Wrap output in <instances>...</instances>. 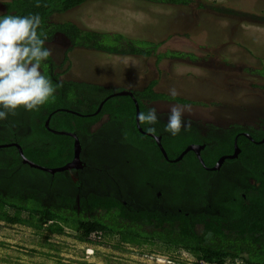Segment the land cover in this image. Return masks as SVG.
<instances>
[{"label": "rangeland", "instance_id": "obj_1", "mask_svg": "<svg viewBox=\"0 0 264 264\" xmlns=\"http://www.w3.org/2000/svg\"><path fill=\"white\" fill-rule=\"evenodd\" d=\"M213 3L231 7L234 15L213 12ZM52 20L71 21L88 30L121 33L160 44L148 58L82 48L67 54L69 42L57 35L46 47L51 49L50 57L57 66L54 73L62 79L96 83L114 91L138 92L152 81L156 82V92L170 95L169 89L175 88L176 97L197 102L188 104L191 111L186 110L183 119L202 124L203 129L224 132L234 124L264 123V0H192L188 6L94 0L54 15ZM168 52L183 55L169 57ZM161 54L165 56L159 59ZM258 69L263 73H253ZM150 105L158 116L170 114L174 105L186 106L168 101ZM26 172L34 180L36 190L50 189L45 184L49 173L29 169ZM0 264L204 263L182 249L159 244L135 247L104 232L100 239L90 236L83 241L71 229L59 235L1 222Z\"/></svg>", "mask_w": 264, "mask_h": 264}, {"label": "trees", "instance_id": "obj_2", "mask_svg": "<svg viewBox=\"0 0 264 264\" xmlns=\"http://www.w3.org/2000/svg\"><path fill=\"white\" fill-rule=\"evenodd\" d=\"M89 1L94 0H3L4 9L0 17L4 15L29 16L38 14L41 17V25L37 29L38 35L45 39L46 44L62 35L70 44L67 54L75 48L100 52L115 56H131L148 58L152 56L159 43L145 39L133 38L121 33L97 32L79 27L71 21L54 22L52 17L64 14L79 8ZM148 3L164 6H188L192 0H142ZM39 5V6H37ZM214 5V6H212ZM210 8L213 12L222 15H234V10L228 6L213 3ZM67 54L66 60L67 61ZM183 54L169 53L166 56L178 57ZM164 54L158 55L161 59ZM44 66H43V65ZM46 64V65H45ZM46 66V67H45ZM42 74L48 77L57 87L49 101L41 106L38 111H33L32 127L37 131L39 144L35 147L26 146L22 141L25 156L34 163L48 168L62 167L74 157V140L69 136L55 135L45 127L48 114L58 118L60 115L66 119V123L51 127L58 131L85 132V123L93 125L102 115L109 113L112 119L120 120L126 128V135L131 144L137 150H142L151 165L163 167H177V163L171 162L178 158L179 152L171 150V146L165 141L163 147L167 151L168 160L163 156L156 142L142 136L136 123V104L141 112L149 110L148 104L156 101H168L180 104L196 105V101L186 100L156 92L152 81L134 96H114L103 105L99 114H96L101 103L117 91L106 90L99 84L79 80H65L60 75L53 73L57 67L51 57L41 63ZM45 68V69H44ZM260 70L253 73L262 74ZM22 109H20L21 111ZM72 112H69V111ZM143 127L145 125H142ZM146 129V126H145ZM8 137H14L13 135ZM6 137V136H4ZM8 142L10 139L5 138ZM186 144H184L185 146ZM183 145L180 147L184 148ZM13 154L18 161L15 149L4 151ZM152 160V161H151ZM257 160L254 158V161ZM168 176H171L170 174ZM36 197V196H35ZM92 211L95 214L87 215L86 208L78 213L75 209L65 205L47 206L42 201L37 202L33 195L5 194L0 191V223L6 225H24L37 229L48 230L53 234H65L67 229L77 233L80 240L87 241L94 232H104L112 236H118L122 244L135 247L159 244L171 249H182L193 256L197 262L205 264H264V201L262 198H250L246 206L232 212L225 219L211 218L204 215L197 217H164L161 214L142 213L137 217L124 215L120 204L104 203L95 204ZM208 234H211L208 236Z\"/></svg>", "mask_w": 264, "mask_h": 264}, {"label": "flooded vegetation", "instance_id": "obj_3", "mask_svg": "<svg viewBox=\"0 0 264 264\" xmlns=\"http://www.w3.org/2000/svg\"><path fill=\"white\" fill-rule=\"evenodd\" d=\"M132 93L134 96L135 92ZM57 116L48 114L45 120V127L49 122V128H46L50 132L58 131L51 127L52 123L55 126L66 123V119ZM37 117L33 112L19 109L16 115L0 121V146L17 144L24 151L22 141H26L28 147L39 144L37 131L32 127L33 120L39 121ZM168 117L169 114L157 115L155 135L147 133L145 126L149 125L143 127L140 124L141 134L156 144V138H159L162 147L165 141L175 153L182 149L177 157L192 147L181 160L174 162L179 165L177 167L151 165L142 150L129 142L124 124L106 113L91 126L85 123V132H71L80 143V165L69 171L49 173L50 178L45 180L50 187L48 190H36L26 169H38L23 163L17 147L0 148V191L11 196L33 195L37 202L42 201L47 206H66L67 203L78 213L86 208L87 215L95 214V210L92 211L95 204L120 203L124 209L119 213L134 217L158 213L171 218L204 215L225 219L235 209L239 211L246 206L250 198L264 201V123L234 124L219 132L217 128L203 129L202 124L186 120L189 126L171 136L163 130ZM4 136L10 140L6 142ZM9 148L15 149L18 161L12 153H4ZM117 152H121L119 156H116Z\"/></svg>", "mask_w": 264, "mask_h": 264}, {"label": "clouds", "instance_id": "obj_4", "mask_svg": "<svg viewBox=\"0 0 264 264\" xmlns=\"http://www.w3.org/2000/svg\"><path fill=\"white\" fill-rule=\"evenodd\" d=\"M40 25L38 14L0 17V121L16 115L19 109L38 111L61 86H54L40 70L41 63L52 54L51 49L45 47L46 37L42 39L38 35ZM169 93L173 98L178 95L175 88L169 89ZM186 110L190 112L191 106H172L163 130L176 136L182 128L188 127L183 119ZM137 119L141 125H149L147 133L155 135L157 129L154 126L158 123L155 108L140 112Z\"/></svg>", "mask_w": 264, "mask_h": 264}, {"label": "water", "instance_id": "obj_5", "mask_svg": "<svg viewBox=\"0 0 264 264\" xmlns=\"http://www.w3.org/2000/svg\"><path fill=\"white\" fill-rule=\"evenodd\" d=\"M126 95H129V96L133 97V93H132V92H130V91H121V92H115V93H113L111 96L108 97V99L111 98V97H114V96H126ZM106 100H107V99H106ZM103 104H104V102L101 103V105H100L99 109L97 110L96 114L100 112V110H101L102 107H103ZM135 104H136V123H137V127H138V130H139L140 132H143L142 129H141V127H140V123H139V121H138V119H137V116H138V114H139V106H138V103H137L136 101H135ZM67 111H69V110H67ZM69 112H72V111H69ZM72 113H73V112H72ZM48 124H49V122L46 123V127H47V128H49V127H48ZM52 132H53V133H56V134H58V135H67V136H70V137H72V138L75 139V142H74V158H73L72 162L66 164V165L63 166V167H58V168H45V167H42V166H40V165H38V164H36V163L30 161V160L25 156L24 151H23V149L21 148V146H20V145H17V144H10V145H6V144H5V145H1L0 148H5V147H9V146H15V147H17L18 152H19V154H20V157H21L23 163L28 164L29 166H31V167H33V168H36V169H38V170H41V171H44V172H47V173H51V174H53V173H57V172L69 171V170H71L72 168H77L78 165H80L79 154H80V150H81V148H80V143H79V141H78V139H77V136H76L74 133L66 132V131H61V132H60V131H54V130H52ZM156 141H157L158 146L160 147V150H161L162 154L164 155V157H165L166 159H168V156H167V154H166L164 148L162 147V145H161V143H160V139H159V138H156ZM191 149H193V148H192V147L188 148L185 152H183V154H182L181 156H179L178 158H176V159H174V160H171V161H173V162H178V161L181 160V159L183 158V156H184L189 150H191ZM221 161H223V159H222ZM218 165H219V164H218ZM218 165H217V166H218ZM215 168H216V167H215Z\"/></svg>", "mask_w": 264, "mask_h": 264}, {"label": "built area", "instance_id": "obj_6", "mask_svg": "<svg viewBox=\"0 0 264 264\" xmlns=\"http://www.w3.org/2000/svg\"><path fill=\"white\" fill-rule=\"evenodd\" d=\"M101 235H102V232H94L90 236H91L92 239H96V238L100 239L101 238Z\"/></svg>", "mask_w": 264, "mask_h": 264}]
</instances>
